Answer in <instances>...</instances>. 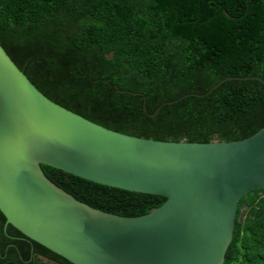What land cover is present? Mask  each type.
I'll list each match as a JSON object with an SVG mask.
<instances>
[{"label":"trees","instance_id":"trees-1","mask_svg":"<svg viewBox=\"0 0 264 264\" xmlns=\"http://www.w3.org/2000/svg\"><path fill=\"white\" fill-rule=\"evenodd\" d=\"M0 44L48 98L121 133L207 143L264 126V84L239 79H264L262 0H0ZM42 169L106 212L166 200ZM5 225L0 211V264H72ZM224 264H264V188L239 202Z\"/></svg>","mask_w":264,"mask_h":264},{"label":"water","instance_id":"water-1","mask_svg":"<svg viewBox=\"0 0 264 264\" xmlns=\"http://www.w3.org/2000/svg\"><path fill=\"white\" fill-rule=\"evenodd\" d=\"M249 78L264 84L259 76L239 79ZM42 164L166 200L140 216L106 212L59 187ZM263 188L264 126L241 140L207 143L121 133L48 98L0 44L5 227L70 263L224 264L239 202Z\"/></svg>","mask_w":264,"mask_h":264}]
</instances>
